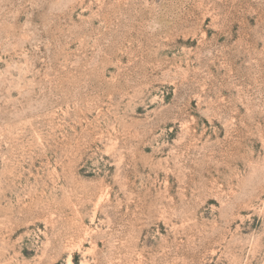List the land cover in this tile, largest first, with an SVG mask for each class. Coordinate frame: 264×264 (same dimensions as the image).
Masks as SVG:
<instances>
[{
  "label": "rangeland",
  "instance_id": "374dc122",
  "mask_svg": "<svg viewBox=\"0 0 264 264\" xmlns=\"http://www.w3.org/2000/svg\"><path fill=\"white\" fill-rule=\"evenodd\" d=\"M0 264H264V0H0Z\"/></svg>",
  "mask_w": 264,
  "mask_h": 264
}]
</instances>
